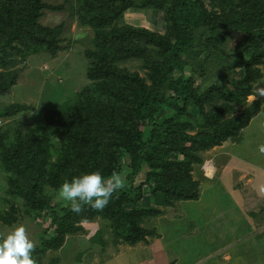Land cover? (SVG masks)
Listing matches in <instances>:
<instances>
[{"label":"trees","instance_id":"trees-1","mask_svg":"<svg viewBox=\"0 0 264 264\" xmlns=\"http://www.w3.org/2000/svg\"><path fill=\"white\" fill-rule=\"evenodd\" d=\"M45 1L0 0L1 68L17 64L9 56L25 58L61 50L63 25L44 27L39 20L46 10L62 11L64 4L54 6ZM146 4L168 9L167 36L120 25V14L113 0H80V20L95 33L97 50L90 56L88 72L91 83L75 100H65L62 110L51 111L35 128H28L29 132L21 126L14 127L15 144L14 137H8L7 131L0 129V159L8 164V174L14 171L10 175L12 183L17 181L16 188L23 187L19 191L33 208L48 211L51 224L57 228L52 239L43 238L38 251L59 249L66 234L80 230L77 223L98 215L110 219L116 241L123 238V242L125 239L136 245L155 236V231L142 225L145 217L159 216L160 212L154 208L133 209L143 199L145 187L134 186L137 177L146 168V182L155 184L154 192L176 198L178 202L197 201L198 184L191 185L192 192H187L184 186L191 179L186 165H192L191 161L201 163L200 152L220 147L231 138L239 140L242 131L262 111V100L249 103L248 98L254 95V86L264 79V0H209L207 5L204 0H147ZM233 33H245L243 50L251 51L247 61L243 52L238 53V67L243 68V76L233 90L217 84L204 93L196 87L192 76L187 77L186 66L188 62H199L205 50L224 63L221 59L226 54L224 45ZM150 50L158 53L156 61H150ZM134 58L143 61V68L150 71L146 78L122 67ZM17 76V72H0V95L10 92ZM214 98L236 101L243 106L240 116L229 122L216 121L217 116L205 113V105L212 104ZM191 104L196 107L197 115L191 113L194 111ZM222 107L227 108L223 112L234 108L226 103ZM18 109H9L6 117L15 116ZM197 117L202 122L193 126L190 120ZM196 129L194 135L189 134V130ZM52 135L58 138L56 150L51 143ZM6 141H12L14 149ZM52 150L57 155L54 162L50 159ZM178 153L184 156L183 163L171 160ZM102 160L105 167L100 163ZM122 161L129 171L128 185L115 191L102 211L84 206L77 214L70 206L53 205V194L65 180L100 171L101 167L105 177L106 172H118ZM173 168L181 175L170 177L174 180L170 189L169 172ZM39 192L42 196L37 201ZM12 216L8 213L0 220L12 224L15 218Z\"/></svg>","mask_w":264,"mask_h":264},{"label":"rangeland","instance_id":"rangeland-1","mask_svg":"<svg viewBox=\"0 0 264 264\" xmlns=\"http://www.w3.org/2000/svg\"><path fill=\"white\" fill-rule=\"evenodd\" d=\"M65 1L66 0H46V3L54 6L64 4V8L62 11L46 10L45 15L39 20L44 27L54 28L63 25V33L60 36L63 40L60 43L61 50L55 54L49 51L33 55L30 54L25 58L19 55L9 56L10 60H17V64L7 69L1 68L0 66V72H17L18 74L16 85L10 88V92L0 95V129L4 128L7 131L5 133L9 135L8 137H14V144L17 140L13 131L14 127L21 126L26 130L31 127L35 128L37 124H40L44 118L51 113V111L55 112L62 110V105L65 100H75L79 93L91 83L88 79V72L92 61L90 56L97 50L95 33L89 25L82 24L80 20L78 14L80 0H69L67 3ZM146 1L147 0H113L117 13L120 14L121 18L118 23L120 25L130 26L134 29H147L160 36H167L170 27L168 9L152 7L147 5ZM204 2L207 5L209 0H204ZM105 3L108 4V2H104V4ZM225 31L228 32L227 30ZM245 38V33H233L228 38L224 45L226 54L224 53L223 57H221L224 62L222 64L221 60L216 59L208 50H205L199 57V62H188L189 65L186 66L185 70L187 77L192 76L196 83V87H199L204 93L208 91L210 87L217 84L233 90L234 84L236 85V83L240 81L241 76H243V68L238 67L237 57L239 56V50L244 53L246 61L251 55L249 48H244L243 50ZM149 53L150 61H156L158 53L151 50ZM143 66V61L135 58L134 60L131 59L122 64V67H126L131 72H137L142 77L146 78L149 70L143 68ZM147 80L149 81L148 78ZM257 86L264 87V79L254 86L255 93ZM255 93L248 98V102L252 103L257 100H262L264 103V96L257 97ZM225 103L226 105H232L234 107L233 110L230 112H223V110L227 109L226 107H222ZM50 107H52V109ZM17 108L19 109L15 116L11 118L6 117L9 109L17 110ZM205 108V113L210 114L209 116H217L218 118L215 117V119L216 121L218 120L219 123L229 122L234 117L240 116L243 110V106H239L233 99L226 101L219 98L215 99L212 104H206ZM190 109L194 110L191 112L193 115H197V113H195L197 110L194 105L191 104ZM197 118L190 120L193 126L198 122H202L200 117ZM254 119L251 121L248 128L244 130V133L241 134L239 145L234 148V153L245 158V160L254 161L256 164L264 167V153H260L256 149L257 143L264 144V114L261 113L257 120L254 121ZM189 131L190 135H194L197 129L195 131ZM1 133L2 132H0V134ZM51 139V143L55 145L53 150H56L58 138L52 135ZM234 140H236V138L229 139V141ZM6 142L12 143L11 146L14 149L12 141ZM11 146L9 148H11ZM17 150L21 152L20 149ZM53 150L50 158L51 162L57 159L56 152ZM213 150H215V148L199 153L198 157L200 159L202 158L201 163L191 161V163H193L192 165H186V173L191 175L190 181L186 183L189 186L184 185L187 192H192L191 185L195 183L198 184L199 192L202 193L212 186L210 183H212L213 180L209 181L206 177L212 176L213 179L215 176L213 174L216 173V170L214 171V169L207 164L214 160ZM171 160H178L183 163L184 156L179 153L173 154ZM217 160L219 165L220 160ZM104 162V160L100 162L103 167L106 165ZM120 163H123V166L118 164V172L110 169L112 171L108 170L110 172H106L105 177L110 178L113 172H115L119 174L125 186L128 185L126 175H128L129 171L126 170L123 161ZM215 163L217 165V161ZM8 167V164H4L0 159V219L8 213H12V217L15 218L12 224L3 223L0 220V232L23 224L29 238L35 243L32 257L36 261V264H136L134 262L135 258H130L135 255V252L127 253L130 249H134V246L140 247V244L141 247H143V245H150L149 247H151L156 241L155 238L160 237V235L158 236L159 231L155 229V227L162 223L166 224L167 218H172L175 213L179 214L182 207H184V211L188 209L195 211L193 209L195 206L193 203L191 204V202H183L181 204L180 202L182 201L178 202L176 198L173 199V197L168 195L163 196V193L154 192L155 184L153 182L149 184L146 182L147 169L145 168L143 173L137 177L138 179L134 185L136 187L139 185L145 186L143 188V199L133 206V209L138 211H150V209L154 208L161 214L159 216L151 214V216L145 217L142 227L157 233L155 236L149 237L148 240H144L143 242L146 244L137 242L136 245H133L132 243L126 242L125 239L123 242V238L116 241L110 229V219L98 215L91 220L77 223L76 226L80 228V230L66 234L64 242L59 249L50 248L46 252H41L37 250L41 241L43 238H45L46 241L52 239L55 234H57V228L51 224L48 211L42 208H33L34 206L30 201L22 197L19 188L23 189V187L16 188L17 181L12 183L10 175H12L14 171H10L8 174L6 170ZM103 167L100 168V171ZM158 171L159 170H155L153 172L159 173ZM178 174L181 175L180 172L174 168L169 172L168 185L170 189L173 188L172 185L174 184L172 178L176 177L175 175L178 176ZM236 176L237 175L234 177ZM12 178L14 179L15 176ZM213 184L214 187L205 194V197H207L209 204H217V212L213 213V208L211 207L206 211L200 212L202 214L201 216L203 218H207L209 215L212 216V222L219 218L212 225L214 229L213 232L218 235L220 234L219 236L216 235L215 242L220 245L227 244L226 246H232V253L238 255L239 245L235 244L241 245L240 251H242L244 247L251 248L253 242H250V238L256 236L253 235V230H249L242 226L241 214L237 213L238 211H234L232 208L229 209L232 203L229 199L228 191H226L227 188L221 186L218 182H213ZM263 186L264 184H261L259 188H261V192L264 193ZM25 187H27L26 184ZM51 192L54 193L55 191L48 190V193ZM220 193L221 196H219ZM41 196L42 194L39 192L37 201ZM52 199L53 205L59 207L70 206V202L58 199L57 193L53 194ZM178 203L180 204L179 209H176V204ZM191 205H193L192 208ZM175 206L176 208H174ZM250 208L252 209V206H250ZM129 209L132 210V207H129ZM196 215L199 216V212ZM175 217L180 216L177 215ZM178 226H182L183 228L173 230L177 233L170 236V240L168 241L169 247L172 246V248L175 249L180 248L179 252L184 254L183 247H185L187 243L193 246L197 245V251L202 247L203 243H209L205 236L201 239L194 236L189 237L187 235L188 231L184 230V228L188 226L187 221ZM262 237L263 235L258 238ZM254 240L257 242L256 239ZM182 242L184 245H182ZM257 243L254 252L261 253L262 257H264V244L260 243L259 245V242ZM210 249V247L205 248V250ZM192 251L194 250L192 249ZM238 257L241 256L238 255ZM250 263L254 262L251 261ZM141 264L148 263L142 261ZM255 264H264V262L261 259L260 262H255Z\"/></svg>","mask_w":264,"mask_h":264},{"label":"crops","instance_id":"crops-1","mask_svg":"<svg viewBox=\"0 0 264 264\" xmlns=\"http://www.w3.org/2000/svg\"><path fill=\"white\" fill-rule=\"evenodd\" d=\"M261 113L264 114V106L259 116ZM259 116L257 118H259ZM257 118H255L254 121L257 120ZM244 130L241 134L244 133ZM240 139L241 137L239 140ZM239 140L227 141L222 146L213 150L212 153L214 160L207 164L210 165L214 171L216 170V173L213 174L215 175L213 179L212 176L206 177V179L209 181L213 180L215 183L218 182L221 186L227 188L226 191H228L229 199L232 203V206L229 207V209L232 208L234 211H238L237 213L241 214L242 217V226L249 230H253L252 233L256 236L250 238V242H253L251 248L244 247L242 251H240L241 245L235 244L239 245L238 255L241 257H238V255L232 253V246H226L227 244L220 245L215 242V237L218 234L213 232L214 229L212 225L219 218L212 222V216L209 215V217L203 218L200 213L211 207L213 208V213L217 212V204H209L207 197H205V194L214 187L212 182L210 183V185H212L210 188H207L204 193L200 192V198L197 201L180 202L181 204L183 202L193 203L195 206L193 209L195 211L189 209L184 211V207H182L179 214L175 213L172 218H167L166 224L162 223L157 227L154 226L155 229L159 231L158 236L160 235L161 237L162 235V237H158L160 239L155 238L156 241L151 247H149L150 245H143V247H141L140 244V247L134 246V249H130V251L127 252H135V255L130 258H135L134 262L136 264H141L142 261L147 262L148 264H255V262H260L261 259L264 262L262 254L254 252L256 244H258L257 242H259V245L260 243L264 244V193L261 192L262 190L259 188L261 187V184H264V167L256 164L254 161L245 160V158L234 153V148L239 145ZM260 144L263 143H257L256 145L258 146ZM256 149L258 150V147ZM217 159L220 160L219 165ZM214 161H217V165ZM235 175L237 176L234 177ZM219 196H221V193ZM179 205V203L176 204L177 208L176 206L174 208L179 209ZM193 205H191V208ZM250 206H252V209ZM198 212L199 216L196 215ZM177 215L180 217H175ZM185 221L188 222V226L186 227L189 230L186 227L184 230L188 231L187 235L189 237L194 236L201 239L205 236L209 243H203L198 251L197 245L193 246L187 243L185 247H183L184 254H182L179 252L180 248L175 249L172 248V246L169 247L168 241L170 240L171 235L177 233L173 230L177 228L182 229L183 227L178 225ZM261 235H263V237L258 238ZM148 239L149 237L147 240ZM254 239H256L257 242ZM141 243L146 244L145 242ZM182 245H184L183 242ZM208 247L211 249L205 250V248ZM192 249L194 251H192ZM251 261L254 263H250Z\"/></svg>","mask_w":264,"mask_h":264},{"label":"clouds","instance_id":"clouds-1","mask_svg":"<svg viewBox=\"0 0 264 264\" xmlns=\"http://www.w3.org/2000/svg\"><path fill=\"white\" fill-rule=\"evenodd\" d=\"M255 95L264 96V87L257 86ZM264 153V144L257 146ZM124 186L119 174L105 178L100 171H91L65 180L57 190L58 199L70 202L72 212L79 214L84 206L102 211L115 191ZM35 247L23 224L0 232V264H36Z\"/></svg>","mask_w":264,"mask_h":264}]
</instances>
